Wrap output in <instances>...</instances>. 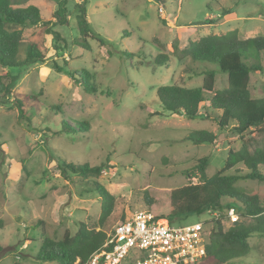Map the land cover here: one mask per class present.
<instances>
[{
  "label": "rangeland",
  "instance_id": "obj_1",
  "mask_svg": "<svg viewBox=\"0 0 264 264\" xmlns=\"http://www.w3.org/2000/svg\"><path fill=\"white\" fill-rule=\"evenodd\" d=\"M28 2L42 5L45 20L53 21L51 2ZM79 2L69 1L66 25L46 24L64 41L47 33L46 25L23 30L24 44L36 42L45 54L43 63L13 70L18 73L14 95L36 96L24 103L28 118L20 119L15 107L0 104V264H59L35 258L40 240L43 235L58 240L65 231L73 234L79 221L96 224L101 200L89 190L93 181L115 198L105 222L108 231L121 216L137 210L165 214L171 189L198 182L190 170L198 158L208 157L205 172L209 177L223 167L230 148L244 142L252 150L261 144L262 133L255 129L247 130L243 138L228 129L220 131L213 120L216 112L202 120L163 111L156 88L199 86L202 72L217 68L214 63L177 57L191 40L233 29L240 38L264 35V0H86L91 28L105 40L100 44L89 37V49L75 45V4ZM160 53L169 56L163 65L154 62ZM261 56L262 69L249 75L253 98L264 94V52ZM82 69L87 70L94 92H87L77 75L67 74ZM4 73L0 68V74ZM226 83V74L217 70L214 89ZM63 121L81 127L66 132ZM194 129L214 132L216 142L186 140ZM63 162L103 167L98 177L61 175L57 166ZM187 169L190 179L183 172ZM236 172L247 169L237 164L226 173ZM236 186L264 196V180H239ZM145 193L152 204L145 200ZM206 218V214L190 215L172 223L191 224ZM233 221L247 225L253 220L238 214L234 220L220 219L224 230ZM248 242L249 254L226 264H264V237L253 235Z\"/></svg>",
  "mask_w": 264,
  "mask_h": 264
},
{
  "label": "trees",
  "instance_id": "obj_2",
  "mask_svg": "<svg viewBox=\"0 0 264 264\" xmlns=\"http://www.w3.org/2000/svg\"><path fill=\"white\" fill-rule=\"evenodd\" d=\"M47 1L54 6L52 12L54 19L51 22L45 20L42 5L30 3L28 0H0V68L5 70L4 74H0V104L15 107L20 119L28 118L25 101L34 100L36 96L27 94L19 98L14 95L13 89L18 80V73L13 70L19 71L32 63L45 61V54L36 42L24 44L23 30L49 22L54 26L68 23L70 0ZM75 8L78 31L75 45L89 49L87 41L89 37H94L100 44H104L103 37L94 33L88 21L86 0L75 4ZM226 12L228 10L223 11ZM45 31L55 40L64 41L54 28L46 25ZM56 48L60 50L62 47ZM179 52L177 56L179 59L188 56L196 62L214 63L217 68L205 69L199 86L184 87L177 84L158 86L156 95L163 111L183 115L188 119L202 120H209L210 113L216 112L218 116L213 120L220 131L228 129L241 138L250 129L262 133L261 144L252 150L244 142L237 149L230 148L223 167L209 177L205 172L209 164L208 157L198 158L190 168L197 176L198 182H189L171 189L165 214L151 211L154 217L167 219L170 223L190 215H210L215 212L217 215L212 219L206 254L197 264H226L249 254L251 246L248 239L251 236L264 237V196L257 192H246L236 186L239 180H264V173L261 171L264 169V94L259 98H253L249 90L250 73L262 69L264 35L240 38L235 29L218 34L209 33L189 41ZM168 59L167 54L160 53L154 57V62L163 65ZM250 60L252 62L246 63ZM55 68L62 69L59 66ZM217 70L227 76L226 86L221 89H214ZM67 74L73 77L77 75L87 92L95 91L88 80L87 70H73ZM262 89L264 92V83ZM62 124L66 132H74V129L81 127L71 126L64 121ZM82 128L87 129V126ZM216 139L217 134L207 129H194L186 135V140L193 144H213ZM237 164L245 167L247 172L226 173ZM57 167L61 175L71 172L80 177H98L103 165L63 162ZM190 170L183 171L187 179L192 177L188 172ZM89 190L96 192L101 200V212L96 224L89 226L86 222L79 221L73 234L65 231L58 240L43 235L35 253L37 260L73 264L78 258L82 263L103 243L106 237L105 222L112 212L115 198L98 181H93ZM144 197L148 204L153 203L146 193ZM229 208H233L238 215L252 218V223L243 225L233 221L231 226L224 230L220 219L227 217ZM121 219H124L123 216ZM41 232L43 233V230ZM2 250L0 244V253Z\"/></svg>",
  "mask_w": 264,
  "mask_h": 264
},
{
  "label": "built area",
  "instance_id": "obj_3",
  "mask_svg": "<svg viewBox=\"0 0 264 264\" xmlns=\"http://www.w3.org/2000/svg\"><path fill=\"white\" fill-rule=\"evenodd\" d=\"M216 215L213 212L202 221L174 225L147 210H137L114 223L84 262L76 258L73 264H197L206 254ZM227 217L237 218L233 208L227 210Z\"/></svg>",
  "mask_w": 264,
  "mask_h": 264
}]
</instances>
